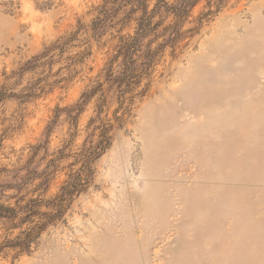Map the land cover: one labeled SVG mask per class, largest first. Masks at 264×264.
<instances>
[{"label": "rangeland", "instance_id": "374dc122", "mask_svg": "<svg viewBox=\"0 0 264 264\" xmlns=\"http://www.w3.org/2000/svg\"><path fill=\"white\" fill-rule=\"evenodd\" d=\"M177 1L0 0V264H264V0Z\"/></svg>", "mask_w": 264, "mask_h": 264}, {"label": "trees", "instance_id": "16d2710c", "mask_svg": "<svg viewBox=\"0 0 264 264\" xmlns=\"http://www.w3.org/2000/svg\"><path fill=\"white\" fill-rule=\"evenodd\" d=\"M117 1L119 0H114V2H117ZM196 1L197 0H178L173 6H167V5H163V6L166 8L167 12L174 14L176 17H181V16L184 17L187 15L188 11L194 6ZM129 2H131V5H132L130 12H132L133 14L135 13L136 9L142 10V15L138 18V21H140V26L138 27L137 32H136L135 40L137 43L135 44L132 43V48H131V52H135L139 48V40L144 37L147 31L146 27L142 25L143 22L145 21V16H146V5H145L146 0H129ZM161 4L159 3V5L157 6H161ZM89 98L90 97L88 94H84L82 96L81 103L77 106L79 107V111L82 109V106L86 103V101ZM25 171H26L27 176L25 178L21 177V179L23 180L22 186L26 185L28 181H32L36 179L40 175L37 173V170L35 168H25ZM9 187L10 186L8 185L0 184V194L4 191V189H7ZM16 188H18V186H16ZM64 191H65V188L62 190V195L60 196V198H63ZM66 193H64V196L66 195ZM20 211H23L22 207L18 208V210H15L13 208H8V207L6 208L0 205V219H9V220L14 219L15 217H17Z\"/></svg>", "mask_w": 264, "mask_h": 264}]
</instances>
